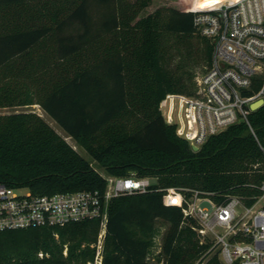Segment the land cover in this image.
I'll return each instance as SVG.
<instances>
[{
    "label": "trees",
    "instance_id": "1",
    "mask_svg": "<svg viewBox=\"0 0 264 264\" xmlns=\"http://www.w3.org/2000/svg\"><path fill=\"white\" fill-rule=\"evenodd\" d=\"M151 2L0 0V108L39 105L90 156L34 110L0 113V183L44 194L103 191L99 169L154 177L144 191L109 199L101 264H154L147 256L160 223L155 262L223 264L206 254L210 243L199 242L195 220L163 197L173 188L184 200L197 191L217 203L237 195L250 204L264 180V105L248 116L255 136L239 121L193 150L159 103L169 93L164 117L175 116L182 131L176 106L195 90L185 68L201 60L205 69L213 45L191 11L161 5L140 15ZM100 227L90 218L2 230L0 264H93Z\"/></svg>",
    "mask_w": 264,
    "mask_h": 264
},
{
    "label": "built area",
    "instance_id": "2",
    "mask_svg": "<svg viewBox=\"0 0 264 264\" xmlns=\"http://www.w3.org/2000/svg\"><path fill=\"white\" fill-rule=\"evenodd\" d=\"M200 2L191 0L185 9L193 12L197 31L213 48L208 65L195 76L194 93L183 94L186 101L182 134L177 131L178 122L167 121L163 114L162 102L169 93L159 103L164 121L175 125L177 135L197 148L210 135L239 121H244L255 136L248 116L264 105V0H212L201 6ZM256 101L261 103L252 108ZM103 176L106 180L103 191L34 194L27 187L0 183V231L62 226L99 218L101 227L93 264H101L109 199L144 191L151 183L147 176ZM259 189L250 204L237 195L217 203L208 196H199L197 191L184 200L173 188L163 199L167 204L181 205L184 220H195L191 227L199 242L210 243L206 250L208 257L216 253L223 264H264V180ZM174 194L179 195V201H167ZM203 202L208 205H202ZM147 259H151L150 253Z\"/></svg>",
    "mask_w": 264,
    "mask_h": 264
},
{
    "label": "rangeland",
    "instance_id": "3",
    "mask_svg": "<svg viewBox=\"0 0 264 264\" xmlns=\"http://www.w3.org/2000/svg\"><path fill=\"white\" fill-rule=\"evenodd\" d=\"M191 2V0H152L151 4L145 8L140 15H144L146 13H148L149 11L153 10L154 8L161 6V5H168V6H175L181 9H184L186 7L189 6V3ZM194 45V42H191ZM177 57V56H176ZM175 56L170 60V65L171 67H175ZM203 63L200 61H191L190 62V67L185 68L186 70L189 69L192 73H193V79H195V76L198 75L199 73H201L204 70V66L202 65ZM22 110H34L37 113H39L43 118H45V120H47V122H49V124H51L58 133H60L71 145H73L76 149H78V152L82 154V156H84L85 158L90 159L89 154L81 147L76 145V142L73 138H71L69 135H67V133L48 115L46 114L42 108L37 105H31V106H13V107H6V108H0V113H8V112H12V111H22ZM93 164H95V162H93ZM99 171L102 174H107L105 173L103 170L99 169ZM155 178L154 177H150V182H154ZM202 205H208L207 202H203ZM160 223V222H159ZM166 227V224H162L160 223V231L159 233L156 235L155 238V244L152 248V251L150 252V257L151 259L150 262L154 263V264H160L161 262H155L156 260V254H158L161 249V238H162V233L164 231ZM195 231V230H194ZM196 234V232H195ZM196 237L198 238L197 234Z\"/></svg>",
    "mask_w": 264,
    "mask_h": 264
},
{
    "label": "bare ground",
    "instance_id": "4",
    "mask_svg": "<svg viewBox=\"0 0 264 264\" xmlns=\"http://www.w3.org/2000/svg\"><path fill=\"white\" fill-rule=\"evenodd\" d=\"M185 101H186V97H183V99H182V103H181V105L179 106V105H177L176 106V110H175V112L176 111H181V113H182V117H183V107H184V104H185ZM179 109V110H178ZM173 120H175V121H177V118L175 117V116H173L172 115V117H171ZM183 120H184V118H183ZM178 122V121H177ZM183 130H184V127H183ZM183 130L182 131H179L178 129H177V131L179 132V133H183Z\"/></svg>",
    "mask_w": 264,
    "mask_h": 264
},
{
    "label": "water",
    "instance_id": "5",
    "mask_svg": "<svg viewBox=\"0 0 264 264\" xmlns=\"http://www.w3.org/2000/svg\"><path fill=\"white\" fill-rule=\"evenodd\" d=\"M261 103V101H256L252 104V108H256L259 104ZM193 150H197V146L193 145L191 146Z\"/></svg>",
    "mask_w": 264,
    "mask_h": 264
}]
</instances>
